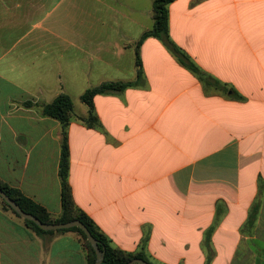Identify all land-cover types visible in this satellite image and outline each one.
<instances>
[{
    "label": "crops",
    "instance_id": "crops-1",
    "mask_svg": "<svg viewBox=\"0 0 264 264\" xmlns=\"http://www.w3.org/2000/svg\"><path fill=\"white\" fill-rule=\"evenodd\" d=\"M93 1L0 0V181L59 217L61 125L40 105L134 83L93 98L98 128L74 105L75 206L149 264H264V0L167 5L169 38L203 80L157 38L137 68L142 11ZM0 264L87 260L75 233L38 236L0 203Z\"/></svg>",
    "mask_w": 264,
    "mask_h": 264
},
{
    "label": "trees",
    "instance_id": "trees-1",
    "mask_svg": "<svg viewBox=\"0 0 264 264\" xmlns=\"http://www.w3.org/2000/svg\"><path fill=\"white\" fill-rule=\"evenodd\" d=\"M174 0H154L152 3V17L153 27L149 31H145L138 42L135 50V65L140 67L141 62L139 58L138 46L147 38H157L165 44L167 49L177 58L178 62L182 64L187 70L196 75L200 80L205 78V74L200 71L190 60L182 53L179 48L170 40L168 35V12L167 5ZM140 75V71H138ZM134 85L129 82H105L96 87L87 89L81 96L80 101L88 108L87 117L83 118V122L89 128H98L100 123L94 113L93 98L97 95L122 92L128 87ZM31 106V104H29ZM41 115L51 118L59 122L61 125V148L60 160L58 167V176L60 179V203L61 215L57 218L51 217L49 213L34 201L26 198L17 189L10 187L8 184L0 181V189L13 200L23 212L31 214L44 224H60L71 221L81 222L91 233L93 238L98 241L99 249L104 251V259L102 264H127L133 259L145 258L140 254H132L121 251L110 246L107 239L100 234L94 227L93 222L82 211H80L74 204L71 187L68 183L69 170V147L67 128L70 120L73 117L74 104L69 96L65 94L58 95L52 102L40 105ZM0 203L5 211H9L15 217L21 219L1 198ZM26 227L33 231L38 236L53 235L55 233L73 232L75 233L82 247L86 251L87 264H94L95 253L90 244L86 240V236L79 228H72L68 230L59 231H43L39 229L33 222L23 220ZM147 262V261H146Z\"/></svg>",
    "mask_w": 264,
    "mask_h": 264
},
{
    "label": "water",
    "instance_id": "water-1",
    "mask_svg": "<svg viewBox=\"0 0 264 264\" xmlns=\"http://www.w3.org/2000/svg\"><path fill=\"white\" fill-rule=\"evenodd\" d=\"M0 198L22 219L33 222L39 229L43 231H59V230H68L72 228H79L84 235L86 240L90 244L91 248L95 253V262L94 264H102L104 259V251L99 249V243L93 238L89 230L79 221H71L68 223L60 224H44L36 217L31 214H27L21 210V208L11 200L1 189H0ZM127 264H149L148 262L142 259H133Z\"/></svg>",
    "mask_w": 264,
    "mask_h": 264
},
{
    "label": "rangeland",
    "instance_id": "rangeland-1",
    "mask_svg": "<svg viewBox=\"0 0 264 264\" xmlns=\"http://www.w3.org/2000/svg\"><path fill=\"white\" fill-rule=\"evenodd\" d=\"M104 2L105 5H111V6H123V7H128L131 5V11L136 9V10H141L142 13H133L131 14L136 15V17H139L140 20L143 22L144 25L148 27V29H152L153 27V21L151 19H147V10L151 8L154 0H101ZM89 5L91 4H96L93 0H88ZM58 15V12L56 13ZM55 16V15H54ZM132 37V36H131ZM131 57L134 58V54L132 52ZM135 59V58H134ZM73 104L75 105V113L77 115L81 114L82 112L86 111L87 108L85 105H83L77 98H74Z\"/></svg>",
    "mask_w": 264,
    "mask_h": 264
}]
</instances>
